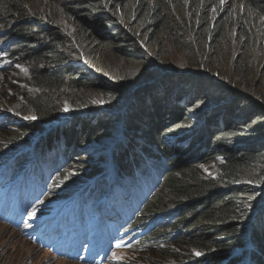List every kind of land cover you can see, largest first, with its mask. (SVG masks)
<instances>
[{
    "label": "trees",
    "instance_id": "obj_1",
    "mask_svg": "<svg viewBox=\"0 0 264 264\" xmlns=\"http://www.w3.org/2000/svg\"><path fill=\"white\" fill-rule=\"evenodd\" d=\"M46 1L59 5L68 20L81 19L72 34L54 26L51 14L25 18L28 0H0V22L9 26L15 22L17 30L12 28L8 36L0 32V52L8 60L2 71L26 61L28 84L33 88L26 96L25 91L16 98L9 96V110L0 113V138L15 145L13 151L36 141L48 159L58 154L69 157L68 162H61L51 198L63 197L60 180L74 184L94 176L104 178L110 165L112 170L118 165L119 172L128 177L145 162L162 166L160 159L165 160L161 185L137 223L173 210L177 215L172 223L160 226L151 236L176 231L180 235L171 241L163 238L161 246L174 242L173 248L152 246L134 252L153 253L154 264H240L250 245L256 244L252 259L260 261L259 251L264 247V103L216 75L164 65L156 77L148 72L137 76L135 80L147 78L127 87L122 98L118 94L123 88L87 49L96 45L151 66L147 64L156 59L151 46L150 50L144 43L155 46L157 33L168 23L163 10L146 0ZM237 1L256 17L252 28L244 22L238 25V38L249 41L259 33L258 46L263 49L264 0ZM216 3L200 0L193 23L195 34L202 37V49L212 51L226 31L222 24H211L209 13ZM134 17L140 21L136 25ZM35 34L44 41L29 46ZM81 45L86 48L77 52L75 48ZM75 90L80 93L73 94ZM97 95L107 99L99 100ZM12 126L17 131L14 135L8 132ZM115 141L116 149L130 150L121 149L116 158L111 151L110 156L100 155L112 150ZM90 145L99 150L87 151ZM83 169L90 170L77 177L85 174ZM251 171H257V179H249ZM164 186L167 194H157Z\"/></svg>",
    "mask_w": 264,
    "mask_h": 264
},
{
    "label": "rangeland",
    "instance_id": "obj_2",
    "mask_svg": "<svg viewBox=\"0 0 264 264\" xmlns=\"http://www.w3.org/2000/svg\"><path fill=\"white\" fill-rule=\"evenodd\" d=\"M199 2L200 0H146V3L151 7L162 9L168 18V23H166L165 27L156 35L155 46L148 42L144 43L145 47L148 49H150L149 46H151L152 50H150L156 59L155 63L151 64V62H149L147 64L151 65L149 67H146V64L144 65L141 61H137L133 58L129 60L120 58V56L116 55L110 49L103 50L99 47L96 48V45H93L92 49L88 47L87 50H91L96 60L101 61L102 64L110 70V74L114 78L112 81H115L116 85L119 84L121 88H123L121 94H118L119 96L124 98L127 94V92H125L128 89L127 87L138 85L147 78L140 77L135 80L137 76L148 72L156 77L161 72V68L164 65L179 69L183 68L188 71L189 69H197L207 74L216 75L218 79H223L226 84L235 89H241L244 93L254 97V99L260 103H264V48L261 49L258 46L262 36L258 33L247 41L246 37L239 39L237 35V27L242 22L251 28L256 26L255 14L248 12L237 0H223V3L221 0H217L216 5L209 13V17L211 19V24L214 26L219 24L223 25L226 29L225 36L220 40L219 44H217L218 48L213 51L208 48L202 49L199 43L202 37L195 34V27L193 25L196 14L198 13ZM2 4L3 3H0V7ZM25 7L27 8L25 18L33 16L38 17V15L45 13L51 14L52 19L55 20L54 26L59 29L63 28L66 35L72 34L75 24L81 21V19L78 18L68 20L61 11L59 5L56 3H49L46 0H28V3H25ZM44 20L51 19L44 17ZM139 22V19L134 17V25ZM14 24L15 22L12 26H9L7 22H0V32L6 34L10 30V33H12V28H14L17 33ZM144 34L145 31L141 29L142 38ZM43 41L44 39L41 35H32L29 38V46H39ZM158 42L160 45L156 46ZM81 46H79V49L75 48L77 52L86 48ZM78 61L80 60L78 59ZM80 62L85 64L84 61ZM213 64L216 65V67H213ZM29 67L26 61H22L19 65L15 64L6 72L0 71V113H4L7 109L9 110V96L15 97L22 91H25V96L32 93L33 88L28 84ZM97 68L99 69L100 67L98 66ZM156 81L157 80H155V82ZM138 87L139 86L132 88L131 91L134 92ZM78 92L80 93V91L75 90L73 94ZM97 96H99V100L107 99V97L101 95ZM129 100L130 98L126 99L125 104H127ZM2 125L3 124L0 123V127ZM8 128L5 127V129ZM8 132L14 135L17 131L13 127L10 128ZM41 142H43V140ZM14 148L15 145H11L9 140L4 142L0 138V152H11ZM85 148L87 151L92 152L99 150L98 146L90 145ZM121 149L125 148L116 149L114 146L112 150H104L100 155L108 154L110 156L111 151L114 154V158H116ZM125 150H130V148H126ZM71 154L76 156L77 151L73 150ZM73 156H70V158L73 159ZM115 166V170L118 173L121 169L118 165ZM89 170L90 169L84 172L85 170L83 169L82 171L85 174L77 177H84ZM212 170L213 169L209 170V172ZM255 173H257V171H251L249 179H257ZM106 176L110 177L109 174H106ZM85 179H80L79 181L81 182ZM62 181L63 180H60L59 183ZM262 182H264V180ZM108 186V184H105L102 189H108ZM163 191L167 194L165 186L157 194ZM0 231L5 235L0 242V264H83L68 259L62 260L55 258L50 252L38 249L29 239L23 237L20 231H16L1 222ZM10 242L12 243L10 244ZM161 247L173 248L174 242L165 243ZM160 252L161 251H159V253ZM261 253L264 254L263 249H261ZM115 257H120V260L124 261L125 264H154L156 261L153 253L148 252L140 255L139 253H135L134 249L116 252ZM173 261V259H170V262ZM240 264H246V261H242ZM259 264H264V262L260 261Z\"/></svg>",
    "mask_w": 264,
    "mask_h": 264
},
{
    "label": "clouds",
    "instance_id": "obj_3",
    "mask_svg": "<svg viewBox=\"0 0 264 264\" xmlns=\"http://www.w3.org/2000/svg\"><path fill=\"white\" fill-rule=\"evenodd\" d=\"M118 141H115V143H114V145L117 143ZM155 159H157V158H153V160H155ZM148 160H150V159H148ZM162 163H164V164H166V161H164V160H161L160 159V164H162ZM250 247H251V250H253L254 249V247H256V249H258L257 248V246H256V244L255 245H253V246H251L250 245ZM262 249L264 250V247H262ZM260 252V254L259 255H261L262 256V258H261V262H264V254H262L261 253V251H259ZM259 260H257L255 263L253 262V259H252V263H254V264H259V262H260Z\"/></svg>",
    "mask_w": 264,
    "mask_h": 264
},
{
    "label": "snow or ice",
    "instance_id": "obj_4",
    "mask_svg": "<svg viewBox=\"0 0 264 264\" xmlns=\"http://www.w3.org/2000/svg\"><path fill=\"white\" fill-rule=\"evenodd\" d=\"M221 2L223 3V0H221ZM94 102H97V103H102V101H94ZM31 119H36V117H31ZM35 214V213H33ZM113 255L115 256V253H113ZM196 255H201V253H196ZM117 259H120V257H116Z\"/></svg>",
    "mask_w": 264,
    "mask_h": 264
},
{
    "label": "bare ground",
    "instance_id": "obj_5",
    "mask_svg": "<svg viewBox=\"0 0 264 264\" xmlns=\"http://www.w3.org/2000/svg\"><path fill=\"white\" fill-rule=\"evenodd\" d=\"M8 35H10V33H7L5 36H8ZM98 169V168H97ZM5 235L0 231V242L2 241V239H3V237H4ZM12 242H10V244H11ZM121 251H123V250H121ZM121 251H118V252H121Z\"/></svg>",
    "mask_w": 264,
    "mask_h": 264
}]
</instances>
